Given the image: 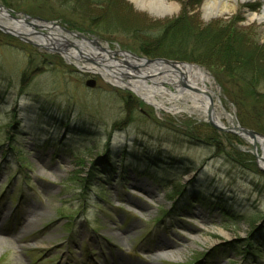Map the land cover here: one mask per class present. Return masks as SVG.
<instances>
[{"label": "rangeland", "instance_id": "1", "mask_svg": "<svg viewBox=\"0 0 264 264\" xmlns=\"http://www.w3.org/2000/svg\"><path fill=\"white\" fill-rule=\"evenodd\" d=\"M207 1L165 0L177 10L160 17L133 0H0L16 14L47 21L40 27L55 23L59 36L71 37L65 29L117 53L85 42L88 56L57 38L55 46L45 44L51 51L37 54L20 36L0 32V264H264V110H254L248 87L228 68L264 76V23L248 20L264 0L240 1L231 15L205 19ZM21 33L38 42L48 31L26 26ZM149 46L168 51L150 58L201 67L224 127L261 135L257 150L251 138L217 134L200 110H188L191 103L166 82L177 79L183 89L176 72L145 82L173 94L163 95L173 111L128 107L99 71L113 78L119 72L108 67L118 64L138 76L122 53L146 57ZM62 47L76 58L55 51ZM91 79L93 89L86 86ZM142 111L149 118L137 116ZM252 121L262 133L246 124ZM191 123L199 127L196 138L218 140L237 163L201 140L174 138L188 134ZM191 165L195 170L185 172Z\"/></svg>", "mask_w": 264, "mask_h": 264}, {"label": "bare ground", "instance_id": "2", "mask_svg": "<svg viewBox=\"0 0 264 264\" xmlns=\"http://www.w3.org/2000/svg\"><path fill=\"white\" fill-rule=\"evenodd\" d=\"M240 1L242 3H245L247 0H210V1H207L203 6V15H204L205 19L229 16L234 12V10H236L238 3ZM133 2L140 9L148 10L152 14H154L156 16H160V17L171 16L177 10L176 6L169 5L167 2H165V0H133ZM224 3L226 4L225 7L219 6V5L224 4ZM0 16H1V13H0ZM248 20L250 22H258L259 24L264 23V7L260 13L249 14ZM16 27H18L17 28L18 31H21V28H24V27L18 26V25H16ZM42 27H43L42 28L43 30L48 31L47 35L49 36V38L53 39V42H55L54 40L56 38L61 37V36H59L60 29L58 27H53V26L52 27L42 26ZM85 42H87V41H84V42L78 41L82 51L92 55V53L85 50V47H87ZM48 44H51L50 40H49ZM53 45L55 46L56 43ZM94 46H96V45H94ZM102 52H105V51H102ZM67 58H69V59L76 58V53L74 51L69 52V54H67ZM112 67H113V71H114V70H116L114 68L118 67V65L116 64V65H113ZM180 67H181V70L187 76L186 83L191 87H197L198 88V86H199L200 90L203 93H205V95L202 93L199 95H194L195 93L191 94V91H189L186 88L180 89L178 81H176L177 79L172 78V79L168 80V82L170 84L176 85V89H179L180 95H182L183 98H185L186 100H188L191 103L190 106L188 105L187 109L188 110L192 109L193 111L194 110L195 111L200 110L199 112H201L203 116H206L209 108L213 107L214 119H215L216 123L221 125V126H224L222 119H221V116L219 114H217L216 104L213 102V99H212L213 96L215 95V93H214L213 89L208 87V84H210V80H211L210 76L204 70L199 69L197 67H192V66H188V65H181ZM161 68H164V67L161 66ZM119 69L120 68H118V70ZM99 72L102 74V76L104 78L110 80L112 84H114V85H120L121 84L118 80H115V78L109 79L108 78L109 73L104 72V71H99ZM115 72H118V71L116 70ZM131 88L145 102H147L151 106L155 107L157 110L173 111V109L167 108L165 101H163L164 100V98H163L164 93L169 94L170 96H173V94L170 93L169 90H166L164 88L163 89L160 88V90H158V89H154V87H152V86H144V85H140V84H135V85L131 86ZM206 93L210 95L212 101H211V99L208 98ZM259 142H260V144H262V146H264V140L259 139ZM0 233H4V229L0 228Z\"/></svg>", "mask_w": 264, "mask_h": 264}, {"label": "water", "instance_id": "3", "mask_svg": "<svg viewBox=\"0 0 264 264\" xmlns=\"http://www.w3.org/2000/svg\"><path fill=\"white\" fill-rule=\"evenodd\" d=\"M12 13L13 15H10V14H8V13ZM0 13H1V16H0V20H2V18H5V19H7V20H10V21H12L13 22V26H14V28L15 29H11V28H9V24H2L1 23V21H0V31L1 32H3V33H7V34H11V35H16V36H20V38L22 39V40H24V41H27V42H30L28 39H26L25 38V35H23V33H21V31H18L17 30V28L18 27H16V25H18V26H22V27H26V26H29L30 28H32V29H34L35 27H39V28H43V27H40L39 25H37L36 24V22H40V23H47L46 21H44V20H42V19H40V18H30V17H28L27 15H23V17H20L19 18V14H16V13H14V12H12V11H10V10H8L7 8H5L3 5H1L0 4ZM57 27L56 25H55V23H51V26H49V27ZM63 31H65V32H67L65 29H62ZM69 35H72L73 37H78V38H80V39H82V40H84V41H87V42H89V43H92V44H94V45H96L97 47H98V49H101L102 51H105L106 52V54L108 55V56H115L117 53H114V52H110V51H108V50H106V49H103L102 47H101V45H100V43L98 42V41H91V40H89V39H87V38H85L84 36H82V35H80V34H73V33H71V32H67ZM63 41L64 42H66L67 43V45H68V47H74L76 50H78L79 52H81V49L79 48V43L78 42H74V41H70V40H68L67 38H63ZM57 53H60V54H64L65 55V57H66V59H68L67 58V54H69V53H67V47H62V49H60V50H55ZM82 53H80V55H81ZM86 55H88V54H86ZM122 55L123 56H125L127 59L130 57L129 55H127V54H124V53H122ZM88 56H90V55H88ZM131 57H133L134 59H137V57H135V56H133V55H131ZM89 61H91L92 63H94V64H98V63H96L93 59H89ZM142 61V67H151L152 68V70H158V68L159 69H161V67H156V66H160V64H166V65H168V67H172V68H174L175 69V72H177V73H179L180 74V76H181V78H182V81H181V86L183 87V88H186V89H188V90H190V91H193V92H195V93H198V94H204L205 95V93H203L200 89H198V88H196V87H191V86H189L187 83H186V78H187V76H186V74L181 70V69H179L178 68V65L176 64V63H174V62H169V61H166V60H163V61H147V60H141ZM127 66H129L130 68H132L133 70H135V71H139L138 70V67L137 66H135V65H132L131 63H129V62H124ZM114 65H116V64H114ZM155 65V66H154ZM113 66V65H112ZM108 67V68H113V67ZM102 67V66H101ZM168 67H166V68H162L161 70H158V72L155 74V75H160L161 73H163V72H174V71H172V70H168L169 68ZM118 68H119V65H118V67H115L114 69H116L118 72H119V74H117V73H112L111 74V77H113V78H115V79H119L120 80V77H122V76H124V77H126V78H131V76L130 75H123L124 73H122V71L119 69L118 70ZM163 69H165V71H162ZM86 70V69H85ZM140 75H142V73L140 74ZM135 78V77H134ZM137 78V77H136ZM139 78V77H138ZM149 78H150V76L149 75H147V74H144V75H142L139 79H141V80H149ZM86 86L88 87V88H95L96 87V81L95 80H88L87 81V83H86ZM206 95L208 96V98L209 99H211V97H210V95L209 94H207L206 93ZM211 101H212V99H211ZM207 121H208V123L215 129V130H218V131H221V132H226V133H231V134H236V135H239V136H246V137H249V138H251L252 139V141H253V143H255L254 144V147H255V149H256V142H258V137H261V135H259L258 133H256V132H254V131H251V130H248V129H245V128H242V127H233V128H226V127H224V126H221V125H219V124H217L216 123V121H215V119H214V111H213V107H210L209 108V110H208V113H207ZM259 139H262V140H264V138L262 137V138H259ZM257 150V149H256ZM255 157H257V155L255 154ZM262 160H264V159H262ZM263 172H264V170H263Z\"/></svg>", "mask_w": 264, "mask_h": 264}, {"label": "trees", "instance_id": "4", "mask_svg": "<svg viewBox=\"0 0 264 264\" xmlns=\"http://www.w3.org/2000/svg\"><path fill=\"white\" fill-rule=\"evenodd\" d=\"M211 46H212V44H211ZM150 47V49H151V51L150 52H148V51H146L147 49H146V47H145V49H143L144 50V52L147 54L146 56H148L149 54L150 55H152V54H154V53H156V52H161V54H165V53H167L168 51H160V50H156L155 48L156 47H154V46H149ZM28 50H29V52H31L30 51V49L28 48ZM179 53H181V52H179ZM30 55H32V53H30ZM175 55H178L177 53L175 54ZM216 56V58H217V55H215ZM148 57H151V56H148ZM41 58H43V59H45V56H41ZM210 59V58H209ZM45 61V60H44ZM210 61V60H209ZM206 62H208V60L206 61ZM228 62V61H227ZM225 63V62H224ZM225 66H226V64H225ZM231 67V68H230ZM228 68H230V71H229V73H230V75L232 76V77H234V78H236V79H238L239 81L241 80V82L242 83H244L247 87H248V93H249V95H250V97H251V99H252V107L254 108V110L255 111H261V110H264V76L262 75V74H258V75H256V76H258V77H256V76H254L252 73H250V72H243L242 70L244 69V68H240L239 66H228ZM28 72H29V69H27L26 71H25V73H24V76H26L27 74H28ZM229 75V76H230ZM121 93H123L124 94V102L126 103V105L129 107L130 105H131V102H134L135 103V107H139V108H143V105L142 104H140V102L138 101V100H136L134 97H132L130 94H128V93H124V92H121ZM243 110H245L246 112H245V114L247 115V107H245V106H243ZM137 116H140L141 118H144L145 120H146V117L143 115V114H137ZM133 122V121H132ZM246 123V122H245ZM121 124H123V123H121ZM249 127H252L253 129H255V130H257V131H259V132H261L262 133V128L261 127H259L258 125H255V123L253 124V121H252V123H250V122H247L246 123ZM206 126H208V125H206ZM196 129H199V127L197 128V126H196V124L195 123H191L189 126H188V134H184V136H181V135H179V134H173V136H175L174 138H176V139H178V140H180V141H182V140H184V141H182V142H186V143H191V142H195V143H197V141L198 140H201L200 142H202L203 144H207L208 145V147H211L212 148V151L213 152H218V154H221V156L222 155H225L228 159H230V160H233L235 163H237V160L236 159H232L231 158V156L227 153V151L224 149V150H222V148H221V145L217 142L218 140H212V142L213 141H215L216 143L214 144L213 143V145L211 144V143H209V138H202V139H198V138H196V137H198V136H196L195 137V134H194V132L196 131ZM215 131V130H214ZM215 133H217L218 134V132L217 131H215ZM193 135V136H192ZM183 137L185 138V139H183ZM192 137H194V138H192ZM200 138V137H199ZM187 139H188V141H187ZM181 144H183V143H181ZM11 149L12 150H14V149H16V145L14 144V143H12L11 145ZM180 146V145H179ZM216 149V150H215ZM218 150V151H217ZM106 153V155H107V151L105 152ZM158 154H160V152L158 153ZM103 157V156H102ZM22 159V158H21ZM172 160H175V159H172ZM101 162H103L104 163V160H103V158H102V160H100V163ZM179 163H180V165L181 166H184V164L186 163V161L184 160V159H180L179 161H178ZM193 164V163H192ZM22 165V164H21ZM22 166H24V165H22ZM172 166H174V165H172ZM191 166H193L192 168H189L188 169V171H185V172H192V170H190V169H194L195 170V165H191ZM193 170V171H194ZM106 173H108V172H106ZM96 176H98V175H96V173H93V172H91V181H92V179L93 180H96L97 179V177ZM90 176H87V178L85 177V180H84V182H85V184L81 187V191H83L85 188H86V185H87V182H88V178H89ZM83 181V180H82ZM102 193H99V197L100 198H102L103 196L101 195ZM85 196V195H84ZM76 211H79V210H76Z\"/></svg>", "mask_w": 264, "mask_h": 264}]
</instances>
